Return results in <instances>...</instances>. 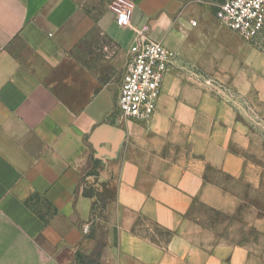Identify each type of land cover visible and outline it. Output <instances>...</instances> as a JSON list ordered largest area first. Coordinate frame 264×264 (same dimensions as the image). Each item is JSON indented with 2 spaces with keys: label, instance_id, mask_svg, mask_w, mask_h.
I'll use <instances>...</instances> for the list:
<instances>
[{
  "label": "crops",
  "instance_id": "obj_1",
  "mask_svg": "<svg viewBox=\"0 0 264 264\" xmlns=\"http://www.w3.org/2000/svg\"><path fill=\"white\" fill-rule=\"evenodd\" d=\"M0 0V264H264V51L223 0ZM195 21L196 24H193ZM138 31L176 53L149 122L117 98Z\"/></svg>",
  "mask_w": 264,
  "mask_h": 264
},
{
  "label": "built area",
  "instance_id": "obj_2",
  "mask_svg": "<svg viewBox=\"0 0 264 264\" xmlns=\"http://www.w3.org/2000/svg\"><path fill=\"white\" fill-rule=\"evenodd\" d=\"M134 7L131 0H112L110 4L116 22L125 28L130 26ZM216 17L222 25L253 42L264 31V0H223L217 7ZM175 58L176 53L164 43L138 31L129 50L117 98V112L121 119L149 122L153 118ZM203 81L221 94L235 95L234 90L213 78L206 77Z\"/></svg>",
  "mask_w": 264,
  "mask_h": 264
},
{
  "label": "rangeland",
  "instance_id": "obj_3",
  "mask_svg": "<svg viewBox=\"0 0 264 264\" xmlns=\"http://www.w3.org/2000/svg\"><path fill=\"white\" fill-rule=\"evenodd\" d=\"M260 50L264 51V31L253 41ZM224 84V83H223ZM226 85V84H225ZM230 87V86H228ZM231 88V87H230ZM235 95L230 94H222L224 96H227L231 101H234L240 105V108L244 109L248 113V117L250 119L251 125L253 128H255L259 133H261L264 136V116L263 112L259 109V106L257 102H252L250 99H247L246 97H242L239 93L236 91ZM77 264H103L98 256L95 255H83L80 257Z\"/></svg>",
  "mask_w": 264,
  "mask_h": 264
}]
</instances>
